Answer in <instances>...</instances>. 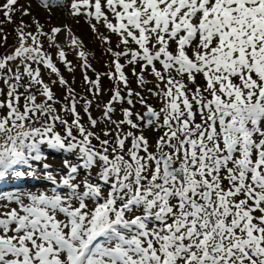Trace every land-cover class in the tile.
Returning <instances> with one entry per match:
<instances>
[{
	"label": "snow or ice",
	"instance_id": "snow-or-ice-1",
	"mask_svg": "<svg viewBox=\"0 0 264 264\" xmlns=\"http://www.w3.org/2000/svg\"><path fill=\"white\" fill-rule=\"evenodd\" d=\"M0 13V264H264V0Z\"/></svg>",
	"mask_w": 264,
	"mask_h": 264
},
{
	"label": "rangeland",
	"instance_id": "rangeland-1",
	"mask_svg": "<svg viewBox=\"0 0 264 264\" xmlns=\"http://www.w3.org/2000/svg\"><path fill=\"white\" fill-rule=\"evenodd\" d=\"M29 2V0H20V4L23 5H27V3ZM30 11L32 12L33 16L37 17L40 19L41 23H45L46 19L48 18V14L42 10V8L37 7V4L34 2L32 3V8L30 9ZM3 15L2 13H0V21H2ZM13 19L19 23L20 16L19 13H17ZM24 21L26 23H31V17H24L23 18ZM62 24H68L72 30L75 32V34L78 37H81L85 44L88 45V49L94 54V55H90L89 57V61L92 64V66L96 69L97 72H104L107 71V68L105 67V60L107 59L106 57H102L101 53L103 51V49L99 46L98 42H94L95 38L93 36V34L91 33V31L88 29L87 25H85L83 23V21L81 20L80 24H76L75 21L71 18H66L64 15H62L61 10H57L55 11V14L51 16L50 19V23L46 25L45 27V31H48V29L51 26H60ZM0 27L3 28V31L5 34L8 35V40H7V45L8 47H11L14 43H15V27L12 24L9 23H3L0 24ZM34 30V26L33 29ZM103 31V29H102ZM59 39L61 41H63L65 39V37L63 35H61L59 37ZM113 40H115V37L113 38ZM69 59H73L72 55H69ZM74 64L77 63V61H73ZM61 71L64 72L66 78L71 79V77L69 76V74L67 72H65V70L63 69V67H61ZM90 76L94 77V74L92 72L88 73ZM75 80H76V87H77V91H80V83L82 81V73H81V69L79 67H76L75 69ZM54 78V77H53ZM105 83V82H104ZM107 95H105L104 99L106 100ZM153 102L154 101H150ZM97 114L94 112V115Z\"/></svg>",
	"mask_w": 264,
	"mask_h": 264
}]
</instances>
